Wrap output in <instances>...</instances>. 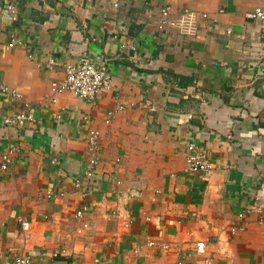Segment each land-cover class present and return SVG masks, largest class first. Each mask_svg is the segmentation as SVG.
Returning a JSON list of instances; mask_svg holds the SVG:
<instances>
[{
  "label": "crops",
  "instance_id": "1",
  "mask_svg": "<svg viewBox=\"0 0 264 264\" xmlns=\"http://www.w3.org/2000/svg\"><path fill=\"white\" fill-rule=\"evenodd\" d=\"M4 2L17 13L0 11V88L32 120L4 124L20 103L0 89V163L16 149L0 168V264H264V21L247 17L264 0ZM166 5L194 12L195 34L157 31ZM84 54L109 85L52 100ZM190 142L209 174L188 172Z\"/></svg>",
  "mask_w": 264,
  "mask_h": 264
},
{
  "label": "built area",
  "instance_id": "2",
  "mask_svg": "<svg viewBox=\"0 0 264 264\" xmlns=\"http://www.w3.org/2000/svg\"><path fill=\"white\" fill-rule=\"evenodd\" d=\"M0 11L7 13V17L10 20L16 19V6L11 2H4L0 6ZM223 10L221 9L220 12ZM207 14H201V17L205 18ZM248 18L251 19H261L264 21V11L260 8L255 9L253 12L247 14ZM156 29L159 32L173 29L177 30L180 33L186 35H193L197 30V26L194 20V12L184 9L179 13L174 14L171 12L170 6L166 5L161 8L160 14L157 20ZM1 32V28H0ZM230 32V29L227 30ZM16 43L15 37L11 35L10 41L7 46L12 47ZM31 57V55H29ZM48 67L52 68L55 65H58V61L49 57L47 60ZM64 75L61 79L53 80L50 82L49 91L50 97L53 100L56 95L64 91H69L80 99L91 100L94 96L101 90V88L106 87L111 82V77L107 71L106 65L104 62H97L89 55H82L79 61L75 64L64 63L62 64ZM1 91L5 93L10 100L18 101L20 103V109L13 114L4 118L3 122L7 125L12 126H22L28 121L32 120V115L30 109L32 104L22 99V94L14 89L2 86ZM119 108H122L119 106ZM108 122V119L106 120ZM88 143L91 146H94L97 142V133L95 130L91 129L88 133ZM15 147L9 145L8 149L1 154V163L0 168L5 170L12 163L13 154L15 153ZM186 168L188 172H202L204 174H209L211 171L210 163L208 161L207 150L201 148L190 142L186 147ZM90 164L94 165L96 160L91 158ZM92 170H87L85 175L91 176ZM79 185V181L76 182V186ZM85 208L78 210L76 212L77 217H82L84 214ZM250 209L257 210L255 204L250 206ZM241 215V214H240ZM18 221L22 230L28 229V221L25 217H19ZM163 247H166L163 245ZM204 244L202 242L196 243L197 251H203ZM31 260L28 256H18L14 259L12 264H30Z\"/></svg>",
  "mask_w": 264,
  "mask_h": 264
}]
</instances>
